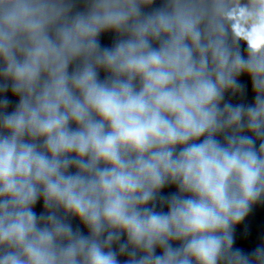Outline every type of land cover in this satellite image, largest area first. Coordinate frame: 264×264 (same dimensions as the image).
I'll return each mask as SVG.
<instances>
[{"label": "clouds", "instance_id": "1", "mask_svg": "<svg viewBox=\"0 0 264 264\" xmlns=\"http://www.w3.org/2000/svg\"><path fill=\"white\" fill-rule=\"evenodd\" d=\"M264 0H0V264H264Z\"/></svg>", "mask_w": 264, "mask_h": 264}, {"label": "water", "instance_id": "2", "mask_svg": "<svg viewBox=\"0 0 264 264\" xmlns=\"http://www.w3.org/2000/svg\"><path fill=\"white\" fill-rule=\"evenodd\" d=\"M245 228L248 230L249 239L246 244L241 246L251 249L255 246L257 238L264 235V208H256L244 224L238 226V232H243Z\"/></svg>", "mask_w": 264, "mask_h": 264}]
</instances>
